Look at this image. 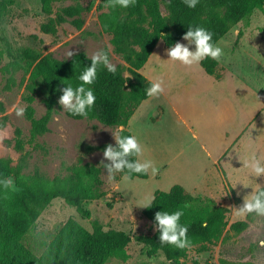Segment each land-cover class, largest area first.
I'll use <instances>...</instances> for the list:
<instances>
[{"label": "rangeland", "instance_id": "obj_1", "mask_svg": "<svg viewBox=\"0 0 264 264\" xmlns=\"http://www.w3.org/2000/svg\"><path fill=\"white\" fill-rule=\"evenodd\" d=\"M89 1L52 0V16L64 7L86 6ZM160 12L162 15L167 14L163 5H160ZM98 15L99 12L93 8L82 14L83 25L80 29H76L68 20L57 27L55 34H44L40 31V25L47 20V16L41 12L39 0H11L0 22V35L6 38L12 50L28 49L35 58L50 56L57 60H68L72 57H68V51H73L74 55L83 53L90 58L98 49H104L109 53L113 64H122L123 62L112 52L110 36L101 30ZM238 32L241 36L237 35ZM217 44L223 49V56L217 61L216 72L221 77L223 71H228L234 79L237 78L235 82L226 80L225 89L227 91L241 90L242 95L243 90H246L245 85L248 90L256 89L258 101H263L264 98L259 97L264 96V15L256 11L248 19L233 27ZM0 53L2 54L0 58V107L2 108L0 159H8L11 168L18 170L19 177L22 179L37 174L44 179L52 180L56 176L69 175L71 168L75 166L93 165L100 168L101 190L105 193L97 200H88L83 203L90 212L89 219L80 217L75 209L62 199L52 200L40 210L34 227L23 235V245L39 255L45 251L67 220L73 219L89 232L91 231L90 222L97 221L104 230H121L132 237L126 249V258H110L105 264H166L161 254L147 257L146 247L133 239L138 234L155 232L154 226L142 215L143 207L139 204L145 196L154 194L155 191H168L170 189L167 188L168 185L179 181L175 180L179 179L176 174L187 171V162L191 157H188L187 152L181 155L176 154V157L174 153L187 149L185 138H190V135L180 128L179 130L171 129L172 125L179 126L175 122L149 128L145 133V137L150 140L148 152L155 161H166L169 165L167 171L160 179L150 181L126 180L117 174L115 181L109 182L101 162H107L103 157L105 146L115 144L112 132H115L116 128L104 126L96 120L70 119L57 100L55 112L48 124L49 131L30 141V123L24 114L17 116L14 108L25 106L22 98L35 62L31 59H21L18 66L11 68L10 74H6L2 67L9 62V58L4 53V46L1 43ZM165 67L166 70H152L150 74L153 80L157 78L163 80L164 89L168 86L179 89L194 79L198 81L200 80L197 74L199 69L204 72L201 66H186L170 59H166ZM9 77L14 83L8 89L6 85ZM186 95L195 96L191 91H188ZM33 107L36 118L44 115L45 107L41 96L35 98ZM258 120L264 126V111L260 112ZM17 129L20 131L23 142L21 150L15 148ZM172 137L178 138L174 145L170 141ZM221 164L224 171H228V176L224 177L222 175L224 172L221 170L222 173L218 172L215 177V173H212L214 171H211L213 182L206 180L200 192L190 193L197 198L194 204L197 207L223 206L228 210L227 228L237 221H247L248 227L240 233L228 231L206 252L196 253L194 248H190L187 257L181 262L222 264L225 261L264 264V243H261L264 241V216H254L250 219L246 216L238 217L233 209L242 204L243 197L255 189L256 183L264 186V177H250L248 182L235 181L229 173L233 165H229L227 159ZM245 169L249 177V170ZM229 175L228 180L226 177ZM236 182L251 186L244 187L237 184L233 187Z\"/></svg>", "mask_w": 264, "mask_h": 264}, {"label": "trees", "instance_id": "obj_2", "mask_svg": "<svg viewBox=\"0 0 264 264\" xmlns=\"http://www.w3.org/2000/svg\"><path fill=\"white\" fill-rule=\"evenodd\" d=\"M41 12L47 20L40 25L44 34H55L57 27L70 21L76 28L83 25L82 14L93 8L99 12L98 20L103 33L110 36L112 52L123 62L116 65V73L99 68L97 79L91 87L96 101L87 118L65 115L73 120H96L100 124L114 127L125 126L124 134H131L127 124L138 106L149 96L146 88L150 81L139 71L148 60L156 43L162 41L166 48L182 39L189 25H200L213 32L217 43L233 27L248 19L256 11L264 15V0H199L195 8H188L183 0H136L134 6L122 9L105 7V0H90L86 6L73 5L62 8L54 16L52 0H39ZM11 0H0V22ZM165 7L166 15L160 12ZM238 36L241 33L238 32ZM0 43L9 62L2 67L6 74L18 66L21 59H31L33 65L25 86L22 101L25 103L24 117L30 123V141L49 131L48 124L55 112V105L68 81L78 83L76 77L91 63L83 53L68 60H57L50 56L35 58L28 49L12 50L6 38L0 35ZM109 54V53H108ZM2 54L0 53V58ZM206 74L220 78L216 72L217 61L207 58L201 62ZM7 79L6 87L13 85ZM37 96L42 97L45 113L35 117L33 107ZM0 112L2 108L0 107ZM15 148L21 150L23 142L20 131H15ZM65 177L56 176L47 180L39 175L22 179L18 170H13L8 159H0V178L11 177L15 190H0V264H105L110 258H126V249L132 237L121 230H104L97 221H91V231L85 230L73 219L67 220L45 251L39 255L31 252L22 243L27 230L34 227L40 210L54 199H62L85 219L90 212L83 203L97 200L105 193L101 190L100 168L84 164L71 168ZM121 176V174H119ZM148 174H136L130 180L146 179ZM151 208H143L145 220L154 226V214L160 209L175 210L185 203L181 222L189 225L188 235L191 247L196 253L206 252L228 231L240 233L248 227L247 221H237L228 226L227 208L220 205L195 206L197 198L185 192L180 185H173L168 191H155ZM256 216L248 214L250 219ZM158 232L138 234L133 239L146 247V256L161 254L166 264H184L190 248L177 249L161 245ZM196 262V261H194ZM222 264H253L250 262Z\"/></svg>", "mask_w": 264, "mask_h": 264}, {"label": "crops", "instance_id": "obj_3", "mask_svg": "<svg viewBox=\"0 0 264 264\" xmlns=\"http://www.w3.org/2000/svg\"><path fill=\"white\" fill-rule=\"evenodd\" d=\"M182 41L180 39L178 42ZM163 46L162 41L156 43L148 60L139 71L150 82L153 81L150 76L152 70H166L168 48ZM223 72L221 77L216 79L199 69L197 74L200 80L194 79L179 89L168 86L159 95L149 96L138 106L129 119L126 129L136 135L143 145L144 152L141 159H151L158 166L155 176L149 171L148 177L140 180L160 179L169 166L166 161H155L148 152L150 140L145 137L146 131L159 124L175 122L179 126L172 125L171 129L185 130L190 138H185L187 149L177 151L174 156L187 152L188 157L191 158H188L187 171L177 173L179 179L175 180L179 181L172 182L167 188L180 185L189 194L200 192L206 180L213 182L211 171H214L212 173H215V177L218 172L222 173L221 170L224 172L222 174L224 177L228 176V171H224L221 164L226 159L229 165H233L229 172L233 180L248 182L250 177H247L246 169H243V162L247 159L249 151L256 150L264 160V126L258 120V115L264 111V99L258 101L257 90H248L245 85L246 90H243L242 95L241 90L227 91L224 87L225 81L235 82L237 78L234 79L228 71ZM188 91L195 96H187ZM193 134L196 135V140L192 139ZM177 139L172 137L170 140L172 145L177 143ZM226 178L229 180L230 175ZM188 182L192 184H187Z\"/></svg>", "mask_w": 264, "mask_h": 264}, {"label": "clouds", "instance_id": "obj_4", "mask_svg": "<svg viewBox=\"0 0 264 264\" xmlns=\"http://www.w3.org/2000/svg\"><path fill=\"white\" fill-rule=\"evenodd\" d=\"M188 8H195L199 0H183ZM136 0H105V7L127 9L134 6ZM213 32L200 25H189L183 34L182 40L186 43L176 42L170 46L167 52V59L179 62L186 66L198 65L207 58L219 61L223 56V49L213 40ZM191 46V47H190ZM68 57L74 55L73 51H68ZM91 63L85 66L76 77L78 83L68 81L63 83L59 89L61 95L58 104L73 116L87 118L92 111L96 96L91 85L97 79L99 68H104L107 72L115 74L116 65L110 61L109 54L104 49H98L90 57ZM146 95L157 96L164 91L163 80L154 79L146 88ZM17 116H22L25 112L23 107H15ZM125 126L118 124L115 132H112L115 144H107L103 150L104 162L102 167L106 170L109 182H114L116 175L121 174L122 179H131L136 174H148L153 176L158 172V166L151 159H141L144 147L138 137L134 134H124ZM193 140L197 137L192 136ZM243 166L249 170V177H264V160L260 158L256 150H250ZM248 187L247 184L236 182ZM15 190V183L11 177L0 178V190ZM156 197L154 194L145 196L139 206L151 208ZM189 207L185 203L175 210L160 209L154 214V229L158 232V239L161 245L167 244L177 249L190 248L192 241L188 235L189 225L181 222L184 210ZM234 214L238 217H245L248 214L264 216V186L256 183L255 189L243 197V202L238 207H233ZM261 243H264L262 241Z\"/></svg>", "mask_w": 264, "mask_h": 264}]
</instances>
